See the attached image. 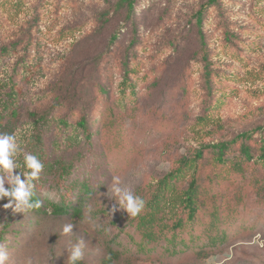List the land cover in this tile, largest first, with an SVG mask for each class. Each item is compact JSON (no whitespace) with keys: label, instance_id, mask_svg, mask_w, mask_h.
I'll return each mask as SVG.
<instances>
[{"label":"rangeland","instance_id":"374dc122","mask_svg":"<svg viewBox=\"0 0 264 264\" xmlns=\"http://www.w3.org/2000/svg\"><path fill=\"white\" fill-rule=\"evenodd\" d=\"M119 1L0 0V53L10 46L9 54L0 55V96L14 77L20 114L13 132L24 149L37 116L53 107L55 135L62 118L76 120L77 114L68 115L72 110L86 111L97 125L98 112L119 102L125 61H131L137 101L128 104L118 123L127 122L130 142L139 146L131 156L114 152L100 174L79 163L71 179L96 175L99 181L88 202L91 211L83 216L54 213L50 207L14 212L4 208L7 198L0 201V244L10 254L6 264H68V249L80 239L84 259L97 264L105 240L114 236L128 249L117 264H205L207 257H199L198 249L171 253L164 239L150 251L140 249L133 217L108 212L115 203L112 180L118 176L122 186L136 192L209 150L208 145L243 133L247 137L238 138L236 148L242 142L251 147L255 172L247 174L253 173L252 183L242 186L239 176L223 175L220 187L231 199V189L239 187L243 226L211 255L231 250L228 264H264V247L251 243L257 232L264 238V190L255 186L264 178V0H136L132 10ZM99 85L109 92L106 97L99 96ZM126 93L133 95L129 87ZM109 135L101 137L104 143L111 141ZM97 149L89 148L86 157L99 167ZM235 154L238 150L230 153ZM165 162L169 167L161 169ZM69 223L75 227L65 236Z\"/></svg>","mask_w":264,"mask_h":264},{"label":"trees","instance_id":"16d2710c","mask_svg":"<svg viewBox=\"0 0 264 264\" xmlns=\"http://www.w3.org/2000/svg\"><path fill=\"white\" fill-rule=\"evenodd\" d=\"M135 2L136 0H120L119 5L127 6L132 10ZM211 2L215 3L216 0ZM202 12L201 10L198 13L199 25L202 24ZM117 36L118 34L113 35L111 41H115ZM9 48L10 46L3 47L0 55L9 54ZM130 64L131 61L124 62V88L121 90L119 102L114 108L106 107L98 112L97 125L95 119L89 117L86 111L79 114L72 110L68 115L77 114L76 120L73 121L67 116L62 118L59 121L62 130L60 134L55 135L53 131L55 108L37 116L34 136L24 150L36 155L45 166L39 180L34 181L36 187L33 199L43 201L40 209L45 210L50 207L54 213L83 216L89 212L88 202L97 191L99 181L96 175L95 178L85 175L78 181L71 179L78 173L79 163L85 168L90 167V174L95 173L97 168V174H100L103 173L102 165L109 160L108 157L114 155V152L121 151V154L131 156L138 151L139 146L130 142L126 133L127 122L118 123L124 118L123 112L128 104L132 102L135 104L137 101L135 81L131 78L134 71L130 68ZM7 85L9 89L0 96V132L13 133L17 128L20 114V105L17 104L19 93L14 77L10 78ZM128 87L133 93L130 97L126 93ZM98 89L101 97H106L109 93L102 85H99ZM133 118L131 117V120ZM109 131L112 139L104 143L102 138ZM73 136L74 140H72ZM244 137H247L246 133L231 141L208 145L209 150L198 151L196 156L182 161L177 168L161 177L154 185L135 192L145 201L143 211L133 217L142 238L139 243L140 249L150 251L158 246L157 240L164 239L171 244V253L180 254L198 249V256L205 258L219 252L225 241L233 235L236 236L235 232L243 226H241V218L245 216L243 201L238 195L239 187L231 189L233 199L226 195L228 190H220V187L225 179L224 176L230 180L239 176L243 181L242 186L251 182L250 175L253 173L248 175L247 170L255 172L252 168L255 156L251 153L250 145L244 142L236 148L238 138ZM99 138L104 153L99 146ZM124 140L126 143L123 142ZM92 147L96 149L99 147L95 153L100 161L99 167L94 164L95 162L91 164L93 157L88 158L92 152L89 148ZM233 150H238V154L231 156ZM115 159L121 161L122 158L115 156ZM261 159L264 160V145ZM20 163L21 170H26L23 167V158H20ZM260 180L263 181L264 178ZM260 180H256L257 185L254 184L264 190V183H260ZM5 187L7 188V185ZM76 188L77 192L73 193ZM240 188L243 190L242 187ZM86 220L88 221L89 218ZM104 244L103 254L96 261L97 264H117L122 255L128 251L118 236L106 239ZM78 264H90V262L83 258Z\"/></svg>","mask_w":264,"mask_h":264},{"label":"clouds","instance_id":"9594fccd","mask_svg":"<svg viewBox=\"0 0 264 264\" xmlns=\"http://www.w3.org/2000/svg\"><path fill=\"white\" fill-rule=\"evenodd\" d=\"M22 145L23 141L15 132H0V201L7 198L8 203L4 205V208H13L14 212L32 211L39 209L43 204V201L33 199V197L35 196L36 187L34 181L39 180L45 167L44 163L36 155L25 151ZM21 156L23 157V167L26 170H21ZM167 167H169L167 162L160 164L161 169ZM17 169H19V172L15 171ZM6 183L8 184L7 188L5 187ZM110 190L115 197L113 199L115 203L108 211L112 216L117 211H123L132 217H136L143 211L145 207L144 199L130 187L122 186L120 177H113ZM89 211H91V208H89ZM74 227L75 225L71 223L64 225L63 234L65 236L72 234ZM93 227H95V224H93ZM251 243L264 247L262 234L257 232L252 237ZM84 247L83 239L71 245L68 249V264H78L83 260ZM9 258L8 250L3 244H0V264H6ZM232 258L233 254L229 250L223 255L207 257L205 264H228V261Z\"/></svg>","mask_w":264,"mask_h":264}]
</instances>
